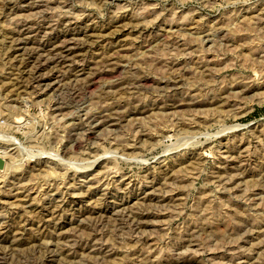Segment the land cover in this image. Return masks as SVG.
<instances>
[{"label": "rangeland", "instance_id": "rangeland-1", "mask_svg": "<svg viewBox=\"0 0 264 264\" xmlns=\"http://www.w3.org/2000/svg\"><path fill=\"white\" fill-rule=\"evenodd\" d=\"M4 156L0 264H264V0H0Z\"/></svg>", "mask_w": 264, "mask_h": 264}, {"label": "bare ground", "instance_id": "bare-ground-1", "mask_svg": "<svg viewBox=\"0 0 264 264\" xmlns=\"http://www.w3.org/2000/svg\"><path fill=\"white\" fill-rule=\"evenodd\" d=\"M39 14V13H38ZM37 16V15H36ZM117 23V22H116ZM121 23V22H120ZM123 24V23H122ZM124 25V24H123ZM122 25V26H123ZM37 30V29H36ZM86 30V29H85ZM12 31V30H11ZM30 35V34H29ZM21 40V39H20ZM13 41V40H12ZM21 42V41H20ZM64 43V42H63ZM18 45V44H17ZM84 46V45H83ZM112 46V45H111ZM65 47H68V49L67 50H70L71 51V48H69V46H65ZM60 48H62V46L60 47ZM25 49V48H24ZM28 49V48H27ZM26 49V50H27ZM27 51H29V50H27ZM32 51V50H31ZM35 53H36V51H34ZM33 51L32 52H30V54H31V58H36V55H34L35 53H34ZM27 53V52H26ZM69 53V52H68ZM29 54V53H28ZM28 54H26V55H28ZM37 54V53H36ZM41 54V53H40ZM38 55V54H37ZM69 56H70V54H67L66 53V55L65 56H61V58L60 59H62V61H61V63L63 64V63H65L66 62V60H68V58H69ZM72 56V55H71ZM29 58H30V56H29ZM30 58V59H31ZM37 58H39V57H37ZM54 58V57H53ZM29 59V60H30ZM56 64H58V63H56ZM35 65V64H34ZM27 67H28V65L26 64V69H27ZM47 67H45L44 65H40V64H38V65H35V66H33L32 67V69H31V71H30V74L29 75H31V76H33V80H34V82L33 83H35V84H37L38 86H40L41 85V83H43L44 81H46L45 79V77H42L41 75H40V73H41V71L42 70H44V69H46ZM46 72V71H45ZM29 73V72H28ZM45 75V74H44ZM142 75V74H141ZM30 77V76H29ZM29 79V78H28ZM31 81H32V78H31ZM21 83V82H20ZM49 83V82H48ZM11 85V84H10ZM19 85V82H17L16 84H14L13 86L15 87V86H18ZM88 90V89H87ZM13 92V91H12ZM134 107V106H133ZM122 116V115H121ZM105 118V117H104ZM108 119H110V118H108ZM0 159H2V160H4L5 159V156H4V158L3 157H0ZM5 165V164H4ZM145 221V220H144ZM246 221V220H245ZM146 223V222H145ZM93 227V226H92Z\"/></svg>", "mask_w": 264, "mask_h": 264}, {"label": "water", "instance_id": "water-1", "mask_svg": "<svg viewBox=\"0 0 264 264\" xmlns=\"http://www.w3.org/2000/svg\"><path fill=\"white\" fill-rule=\"evenodd\" d=\"M4 160L0 159V170H3L4 169Z\"/></svg>", "mask_w": 264, "mask_h": 264}]
</instances>
